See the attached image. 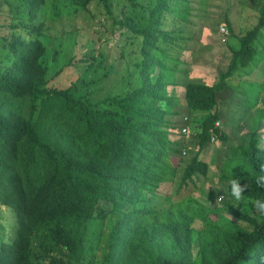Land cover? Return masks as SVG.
I'll list each match as a JSON object with an SVG mask.
<instances>
[{
    "label": "trees",
    "instance_id": "trees-1",
    "mask_svg": "<svg viewBox=\"0 0 264 264\" xmlns=\"http://www.w3.org/2000/svg\"><path fill=\"white\" fill-rule=\"evenodd\" d=\"M19 1L27 16L20 26L29 37L9 40L11 65L0 69V208L15 214L17 226L11 243L0 241V264H264V215L253 205L264 200L260 127L231 148L219 178L247 185L241 197L250 214L225 201L217 212L191 197L151 205L178 176L171 159L192 155L177 193L195 178H207L201 153L211 138L227 141L215 126L218 94L256 56L264 0L245 34H235L228 17L220 27L239 48L211 85L191 81L193 73L180 68L188 44L196 43L176 16L177 3L188 8V0H124L144 20L139 26L126 15L118 23L141 39L136 85L96 104L73 87H48L43 26L36 23L46 0ZM69 1L83 8L102 4L108 11L105 0ZM177 89L180 100L184 94L185 134L171 121L181 114ZM188 126L197 129L196 152L181 140L190 134Z\"/></svg>",
    "mask_w": 264,
    "mask_h": 264
},
{
    "label": "rangeland",
    "instance_id": "rangeland-1",
    "mask_svg": "<svg viewBox=\"0 0 264 264\" xmlns=\"http://www.w3.org/2000/svg\"><path fill=\"white\" fill-rule=\"evenodd\" d=\"M188 1V8L187 3H177L176 16L184 20L180 24L183 31L195 34L196 43L188 44L186 50L189 52L181 56L183 64L180 68L193 73L191 81L211 85L218 74L226 70L231 50L239 48V42L233 35L221 36L220 27L225 25L228 17L232 20L234 31L245 34L257 22L261 0ZM105 3L108 11L102 4L92 3L83 8L69 0H46L42 5L36 23L43 26L42 41L46 47L45 62L49 69L48 87H73L77 95L86 94L96 104L106 97L121 95L136 85L132 77H136L139 71L136 65L141 60V39L121 28L118 23L126 15L137 20L139 26H143L144 20L141 19L140 10L131 11L124 0H105ZM23 11L19 0H0V69L11 65L12 57L7 48L9 40L12 37L28 40V34L20 26L27 23ZM253 45L257 53L252 64L246 69H238L228 80V89L218 94L219 128L224 131L227 141L217 138L201 153V158L209 165L207 178L197 177L177 193L185 162L192 155L171 159L170 165L176 168L178 176L174 183L161 187L152 198V206L166 207L171 202L191 197L221 212L224 203L219 202L218 198L222 196L225 203H231L243 213L252 212L247 204L249 201L242 197L240 200L232 198L230 185L219 178L221 164L230 155L231 148L239 144L240 136L264 127V28ZM176 92L179 100L176 109L181 114L171 118V121L178 129L179 126L183 128L181 118L185 115L182 114L185 113V100L184 94L180 100V89ZM199 122L194 123L195 128H198ZM189 126L190 134L181 137V140L188 151L196 152L192 136L197 129H189ZM176 132L172 131L174 135ZM262 145L264 139H261ZM16 226L15 214L4 207L0 208V241L11 243Z\"/></svg>",
    "mask_w": 264,
    "mask_h": 264
},
{
    "label": "clouds",
    "instance_id": "clouds-1",
    "mask_svg": "<svg viewBox=\"0 0 264 264\" xmlns=\"http://www.w3.org/2000/svg\"><path fill=\"white\" fill-rule=\"evenodd\" d=\"M213 142L211 141V143H213ZM260 181H264V177H260ZM246 187H247V185H245L244 187L241 186L240 179L232 178L230 181V195H231V197L234 198L235 200H240L241 196H242V192L245 190ZM253 205H254L255 209L261 215H264V200H255L253 202Z\"/></svg>",
    "mask_w": 264,
    "mask_h": 264
},
{
    "label": "built area",
    "instance_id": "built-area-1",
    "mask_svg": "<svg viewBox=\"0 0 264 264\" xmlns=\"http://www.w3.org/2000/svg\"><path fill=\"white\" fill-rule=\"evenodd\" d=\"M220 32H221V34H222V37H226V36H227V32H226L223 28L220 29ZM223 40H225V39H223ZM215 126H216V127H220V124L217 122V123L215 124ZM181 133H182V134H185V133H186V128H182ZM211 141L213 142V141H214V138H211ZM218 201H219V202H222V201H223V197H222V196L219 197V198H218Z\"/></svg>",
    "mask_w": 264,
    "mask_h": 264
},
{
    "label": "crops",
    "instance_id": "crops-1",
    "mask_svg": "<svg viewBox=\"0 0 264 264\" xmlns=\"http://www.w3.org/2000/svg\"><path fill=\"white\" fill-rule=\"evenodd\" d=\"M235 34H237L236 32H235ZM240 34V33H239ZM245 134V133H244ZM243 136H240V139L242 138ZM258 137L260 138V139H264V127H260V129H259V131H258ZM261 147H263L264 148V146L262 145Z\"/></svg>",
    "mask_w": 264,
    "mask_h": 264
}]
</instances>
